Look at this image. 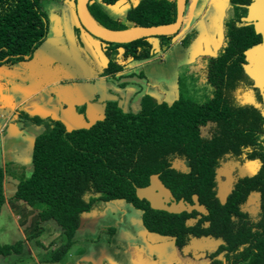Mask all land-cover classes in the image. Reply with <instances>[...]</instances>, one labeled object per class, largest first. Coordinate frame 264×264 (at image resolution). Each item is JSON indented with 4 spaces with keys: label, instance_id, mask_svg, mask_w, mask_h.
<instances>
[{
    "label": "trees",
    "instance_id": "1",
    "mask_svg": "<svg viewBox=\"0 0 264 264\" xmlns=\"http://www.w3.org/2000/svg\"><path fill=\"white\" fill-rule=\"evenodd\" d=\"M40 1L0 0V65L32 57L45 39ZM251 2L227 0L219 48L197 62L202 79L194 95L182 93L181 84L170 103L143 93L137 110L105 99L93 120L80 105L76 112L85 115V124L73 129L58 119L33 117L49 128L34 137L29 174L17 177L11 200L34 213L26 241L36 239L41 247L42 235L58 231L64 244L49 248L46 262L62 261L84 217L123 201L140 211L147 233L171 241L183 257L206 264H264V93L246 68H251L247 52L264 37L246 20ZM123 5L128 0H89L87 12L110 31L176 19L175 0H137L116 17ZM177 34L125 44L98 39L107 57L98 77L118 78L130 65L153 60L172 47ZM193 37L187 33L181 45L189 46ZM20 114V122L31 117ZM6 173L0 164V215L6 209ZM154 177L159 186L154 193H168L171 204L154 207L139 196ZM172 204L178 211L168 209ZM25 240L0 243V257L21 255Z\"/></svg>",
    "mask_w": 264,
    "mask_h": 264
},
{
    "label": "rangeland",
    "instance_id": "2",
    "mask_svg": "<svg viewBox=\"0 0 264 264\" xmlns=\"http://www.w3.org/2000/svg\"><path fill=\"white\" fill-rule=\"evenodd\" d=\"M205 2L207 4L201 14L200 23L197 25L200 30L196 27L193 30L191 28L193 34L198 36V40H191L194 44L193 47L197 50L198 60L186 63V56H178V60L184 62L179 71L180 82L171 79L173 71L170 73L169 69H162L160 74L168 80L162 82L168 92L162 90L157 92V98L160 100L168 102L167 99L171 97L170 91L175 94L176 86L179 84H181V92L188 95H194L199 89L198 83L202 76L201 78L198 76L199 64L197 62L201 59V54L211 52L207 42L208 35L214 37L211 41V49L218 44L221 19L225 18L224 12L227 10L224 9L222 0H197L194 15L197 16ZM39 8L43 12L48 30L43 42L32 53V57L14 64L0 65V115L7 116L16 104L30 96L28 101L19 105V112L14 118L11 116L10 127H13L15 131L20 130L21 134L12 139L6 132L4 133L5 143L15 146V150L5 155L6 161L13 160V162L3 164L8 173L12 171L14 179L29 174L30 147L33 144L30 141L31 137L37 136L49 128L47 122L40 125L33 122L36 119L33 117L43 116L36 110L31 112V117L25 122L19 120L20 113L32 107L30 99L35 95L41 93L37 96L40 102L43 97L50 95L53 101L58 103V92H62L67 87L68 89L65 91H67L68 99L75 109L82 102V97H76L79 94L77 87L86 86L91 91V97L88 96L87 99L94 105L95 110L103 97L118 100V104L123 110L129 108L137 110L140 98L146 90L145 81L137 76L138 73H142L144 63L138 64V66L130 65L120 73L118 78L114 76L112 80L107 81L105 86L98 83L95 85V82H81L83 77L95 74V67L107 61L101 48L102 42L90 36L76 21L73 0L63 2L41 0ZM124 9L125 7L120 6L116 10V14L123 13ZM256 29L259 30L257 26ZM195 54L196 52L192 53L193 57ZM188 55H190V50ZM249 61L250 67L259 75L255 84L264 93V81L260 77L259 70L260 64L257 60ZM145 65L147 64L145 63ZM167 67L171 68V65L169 64ZM246 68L248 71L249 68ZM249 72L251 71L249 70ZM49 83L51 84L45 86ZM155 85L157 86V84ZM47 87L50 88L44 90ZM157 87L160 88V86ZM35 92L37 93L34 94ZM67 95L63 92L62 98L66 100ZM64 99L63 101H65ZM55 107L57 104H54L53 108L47 109L53 111ZM85 114H92L90 105L86 106ZM95 114L93 113L94 117ZM74 121L76 122V119ZM70 126L72 125L68 124V127ZM7 147L11 148L6 146V149ZM157 182L155 177L152 178L150 186L140 191L139 196L146 198L154 207L171 204L168 193L165 194L163 191L154 193L155 188L159 187ZM12 185L13 183L9 180L4 184L7 204L6 209L0 215V243L4 244H12L18 239L25 240L33 230L35 219L34 213L25 209V206L18 202L17 204L20 206L8 204L9 194L13 189ZM181 204H179L180 210L183 208ZM175 205H169L168 209L178 211ZM140 214V211L123 201L107 203L83 218L82 226L75 233L73 246L62 261L56 264H206L205 260L193 261L189 257H183L171 241L147 233L141 226ZM110 229L113 231L109 232ZM45 235L39 239L41 247L36 245V239L25 240V248L21 255L8 258L0 257V264H51L45 261L48 249L56 248L62 241L57 236L58 231L49 236Z\"/></svg>",
    "mask_w": 264,
    "mask_h": 264
},
{
    "label": "crops",
    "instance_id": "3",
    "mask_svg": "<svg viewBox=\"0 0 264 264\" xmlns=\"http://www.w3.org/2000/svg\"><path fill=\"white\" fill-rule=\"evenodd\" d=\"M136 2H137V0H128V6L123 5V7H125L123 12H125L127 10V8H129L130 5L136 4ZM221 3L224 6V9L226 10L227 9V0H222ZM206 4H207V2L203 3V8L199 11V13L196 16V15H194V12H195V6L197 5V0H186L185 10L183 13L182 25H181V28L179 30V33L174 38L175 40L179 39V41L173 42L172 47L170 49H168L167 51H165L164 53H162L159 57L157 56L158 58H156L154 60H149V61L143 62L144 65H142V66L144 68H142V74L144 75L143 81H145V84H146V90H144L143 93H146L148 95H152V96L157 98V92H161V90L168 92L166 86L162 82V81H168V80L165 79L164 77H162L160 72L162 71L163 68H167V69H169L168 71L170 73H171V71H173L174 76L171 73V79H173V81H178V76H179V71L181 69V65L184 64V62H181L180 60H178L179 55H184L187 57L186 63H190L189 61H197L198 60L199 56L197 55V50L193 47L194 44H192L195 39L198 40V36H196L194 34L193 41L191 42V44L189 46L181 45L180 39L186 33L190 32L191 28H192V30L194 27L198 28L197 25L200 23L201 14L203 13L204 7ZM114 14L116 15V17H121V15L116 14V12ZM246 20H247V22H252L254 25H256L258 27L260 33L264 37V0H252L251 4L247 10ZM93 38H95V37H93ZM213 38H214L213 35L207 36L208 47H209V50H211V52L201 54V56H211L218 49L220 41H221V27H220L218 44L214 48L211 49L210 45H211V41L213 40ZM256 48H257L256 50L253 49V50H249L247 52V58L249 60L253 59V60H257V62H259V64H260V66H259L260 77H262V79L264 81V60H263L264 59V44H261V45L257 46ZM189 50H190V55H188ZM193 52H196L194 57L192 55ZM208 54H210V55H208ZM106 62H103V64H100V66H104L106 64ZM145 63L147 65H145ZM139 64H141V63H139ZM169 64L171 65L172 69L167 67V65H169ZM134 66H138V64H135ZM95 68H96V70H95L96 75L94 74L90 77H83L80 81L85 82V83L86 82H92V83L95 82V85L98 83L101 86H105L107 84V81L112 80L113 77H108V78L98 77L97 72H99V66L95 67ZM249 70L251 71V72H249V75L252 77V79H254V81H256L257 77H259V75L257 74V72L254 71V69L249 68ZM95 76H97V77H95ZM117 76L119 77V75H117ZM51 83L53 84V82H51ZM51 83H49L45 86H48ZM155 84H157V86H160V88H158ZM50 87H47L44 90H48ZM67 89L68 88L66 87L65 89L62 90V92H58V97H59L58 103H55L53 101V99L50 97V95L43 97L42 101L40 102V100L37 96L40 95L41 93L35 95L32 99H30L31 100L30 102L32 103V107L27 108L26 111H24V112H27L30 115L33 110H36L37 112H39L40 114L43 115V116H38L39 118H42V119L51 118V119H55V120L58 119V120L64 122L67 129H73V128H76L82 124H85V120H86L85 115H87V117L90 120H93V118H94L93 113H95L94 111H96V110H95L94 105L92 103H90L87 99L88 96L91 97L90 96L91 91H89L86 88V86H84V87L78 86L77 87V89H79V94L76 97L77 98H79V96L82 97V102L78 105H85V109H86V106L90 105V108L92 109L91 115L90 114L81 115V114H78L76 112V108L74 109L73 104L70 103V99H68L69 95H67L68 93H67V91H65ZM63 92L67 95L66 100L64 98H62ZM170 92H171V97L169 99H167L168 103H170V101L174 100V98L176 97V90H175V94L172 91H170ZM36 93L37 92H35L34 94H36ZM29 97L24 98L18 104H16L14 106L15 108L13 107L11 113H9L7 116L0 115V164H2V165L7 163V162H13V160L6 161L5 155L7 153L15 150L14 145H9V144L5 143L4 133L6 132L7 135H10L12 139L15 138L17 135L21 134L20 130L15 131L13 129V127H10V123H11L13 116L16 114V111L19 109V107H20L19 105L24 101L25 102L28 101ZM103 98L100 99V103L98 104L97 110L101 108L102 102L105 100V98H104V100H103ZM63 99L65 101H63ZM162 101H165V100H162ZM54 104H57V107H55L53 111H51V109H49V110L47 109V108H53ZM60 104L62 107L60 106ZM11 116H12V118H11ZM75 119H76V122L74 121ZM68 124H71L72 126L68 127ZM34 137L35 136H32L30 141L33 142ZM6 146H10L11 148L7 147V149H6ZM12 176H13V174L6 173L4 176V180H3L4 192L6 189L4 186L6 181L9 180L13 183V185H12L13 189L11 190V193L9 194L10 199H9L8 204L10 206L13 204L12 203L13 201L11 200V198L14 195L16 181H17ZM4 195H5V193H4ZM5 198H6V195H5ZM6 204H7V202H6Z\"/></svg>",
    "mask_w": 264,
    "mask_h": 264
},
{
    "label": "water",
    "instance_id": "4",
    "mask_svg": "<svg viewBox=\"0 0 264 264\" xmlns=\"http://www.w3.org/2000/svg\"><path fill=\"white\" fill-rule=\"evenodd\" d=\"M89 0H76L75 13L80 26L100 41L114 44H125L149 37L169 36L176 34L182 25L186 0H175L176 19L173 23L152 27H137L125 31H110L98 27L87 12Z\"/></svg>",
    "mask_w": 264,
    "mask_h": 264
},
{
    "label": "clouds",
    "instance_id": "5",
    "mask_svg": "<svg viewBox=\"0 0 264 264\" xmlns=\"http://www.w3.org/2000/svg\"><path fill=\"white\" fill-rule=\"evenodd\" d=\"M185 4H186V2H185ZM184 10H185V8H184ZM183 13H184V12H183ZM86 32H87V31H86ZM87 33H88V32H87ZM178 33H179V31H178ZM91 36H92V35H91ZM96 39H97V38H96ZM175 41H179V39H177V40H175ZM175 41H174V42H175ZM161 54H162V53H161ZM161 54H160V55H161ZM160 55H159V56H160ZM26 59H27V58H26Z\"/></svg>",
    "mask_w": 264,
    "mask_h": 264
}]
</instances>
